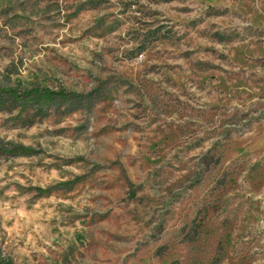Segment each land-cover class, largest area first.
Instances as JSON below:
<instances>
[{"label": "rangeland", "instance_id": "1", "mask_svg": "<svg viewBox=\"0 0 264 264\" xmlns=\"http://www.w3.org/2000/svg\"><path fill=\"white\" fill-rule=\"evenodd\" d=\"M31 87L83 100L1 97L0 257L264 264V0H0Z\"/></svg>", "mask_w": 264, "mask_h": 264}, {"label": "trees", "instance_id": "2", "mask_svg": "<svg viewBox=\"0 0 264 264\" xmlns=\"http://www.w3.org/2000/svg\"><path fill=\"white\" fill-rule=\"evenodd\" d=\"M6 96L11 101L15 102L20 109V113L28 107L38 108L42 111L52 106H60L64 103H82V95L74 94L66 90L60 89L58 91L51 90L47 87H31L23 90L15 88H0V99ZM1 152L7 155H29L31 149L25 146H14L12 148H2ZM48 192V190H43ZM0 264H13L8 258L0 257Z\"/></svg>", "mask_w": 264, "mask_h": 264}]
</instances>
